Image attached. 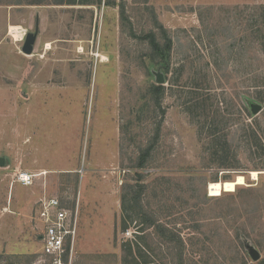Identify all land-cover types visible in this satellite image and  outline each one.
Returning a JSON list of instances; mask_svg holds the SVG:
<instances>
[{
	"label": "rangeland",
	"instance_id": "1",
	"mask_svg": "<svg viewBox=\"0 0 264 264\" xmlns=\"http://www.w3.org/2000/svg\"><path fill=\"white\" fill-rule=\"evenodd\" d=\"M28 1L49 4L0 6V255L9 258L0 264L19 256L55 264L44 253L41 217L53 197L75 231L65 239L68 264H121V244L137 230L121 232L123 196L137 173L148 186L145 206L184 239L187 264L264 260V0ZM37 19L28 56L22 47ZM160 25L173 41L167 72L131 36L156 31L162 41ZM160 74V139L148 167L134 169L139 144L161 119L152 103L139 122L142 95ZM129 121L130 134L121 132ZM214 123L228 135L233 167H219L209 150ZM22 172L35 175L33 185L18 182ZM218 182L222 193L212 196ZM151 233L155 260L177 264Z\"/></svg>",
	"mask_w": 264,
	"mask_h": 264
},
{
	"label": "trees",
	"instance_id": "2",
	"mask_svg": "<svg viewBox=\"0 0 264 264\" xmlns=\"http://www.w3.org/2000/svg\"><path fill=\"white\" fill-rule=\"evenodd\" d=\"M101 2L102 0H60V3H57V5H96L101 4ZM48 4H44L42 1H35L34 3L25 0H18L16 3L11 1H5L4 3L1 2L0 6ZM121 18L124 21L126 20L124 8L121 12ZM158 28L161 33L162 41H160L156 31H150L148 33H144L142 36H138L132 30L131 36L147 42L150 45L151 50L149 54L151 64L153 66H158V70L160 72L162 69H165L167 72L170 66L169 64L173 49V41L172 38L169 37L168 31L162 25H160ZM165 83L150 85V87L142 95L144 102L139 107V112L141 113L139 122H143V117L148 118L149 114L151 116L152 103L154 109H160L161 119L156 123V133L154 137L148 141V144L146 146L139 144L138 157L133 160L132 167L134 169L142 170L148 167V164L150 163V160L152 159L156 146L159 142L164 115L166 113L165 109L162 107V98L166 93ZM254 106L256 105L252 103L249 109L253 115H256L252 110ZM133 123V121H129L121 128V132L124 133L125 131L127 134H130V129ZM207 139L211 153L215 156L221 157L216 162L219 164L218 166L222 168L233 167V160L230 161V159H228L229 155L233 152L231 151L232 147L228 140L227 133L221 130L220 124L214 123L208 127ZM131 140L135 145H137L134 137ZM137 175V185H129L123 196L121 232H128V230L133 225H135L137 230L133 239H125L121 244V264H161L154 258L157 253L150 245L153 239L148 237L149 231H152L151 234L157 237L160 245H163L167 247V249L171 250L172 258L177 259V264H187L185 259L187 245L184 239L181 237L179 232L172 228L168 223H164L160 220L159 214L156 210L154 211L152 208L145 206L143 198L148 186L143 181V175L141 173H137ZM159 249L161 252V248ZM68 257L69 253L67 252L62 258V264H68ZM4 258L6 261L9 259L8 257L6 258L0 255V261L4 260ZM34 258V256H19L16 257V260L17 264H32ZM46 258L48 260L50 259V257ZM50 261L53 264V261ZM259 264H264V260H262Z\"/></svg>",
	"mask_w": 264,
	"mask_h": 264
},
{
	"label": "built area",
	"instance_id": "3",
	"mask_svg": "<svg viewBox=\"0 0 264 264\" xmlns=\"http://www.w3.org/2000/svg\"><path fill=\"white\" fill-rule=\"evenodd\" d=\"M35 175L28 172L18 174V182L24 186H31L34 183ZM44 209L41 217L46 223L44 234V253L47 257L53 258L55 264H62L63 256L68 252L65 246L66 236L75 235L68 224L67 210L62 207L58 197L44 199ZM65 247V248H64Z\"/></svg>",
	"mask_w": 264,
	"mask_h": 264
},
{
	"label": "water",
	"instance_id": "4",
	"mask_svg": "<svg viewBox=\"0 0 264 264\" xmlns=\"http://www.w3.org/2000/svg\"><path fill=\"white\" fill-rule=\"evenodd\" d=\"M38 35H39V24L37 23V27H36V30L34 32H31V33H28L26 35V38H25V41H24V44H23V47H22V52L25 54V55H32L34 53V50H35V45H36V41H37V38H38ZM165 78L163 77V75H158V78H157V83L158 84H164L165 83ZM261 107L259 105H256L252 108L253 110V113H258L260 111ZM4 165V160L3 159H0V166H3ZM259 174H262V173H259ZM246 249L248 250V252L251 254L252 258L255 260V261H258L260 259V254L258 252V250L250 245V244H247L246 245Z\"/></svg>",
	"mask_w": 264,
	"mask_h": 264
},
{
	"label": "bare ground",
	"instance_id": "5",
	"mask_svg": "<svg viewBox=\"0 0 264 264\" xmlns=\"http://www.w3.org/2000/svg\"><path fill=\"white\" fill-rule=\"evenodd\" d=\"M12 33L15 36L19 37L20 40H22L24 34H23L21 28L14 26L12 29ZM255 175H256V173H255ZM210 191H211L212 196H220L222 193V184L219 182L218 183H211L210 184Z\"/></svg>",
	"mask_w": 264,
	"mask_h": 264
},
{
	"label": "crops",
	"instance_id": "6",
	"mask_svg": "<svg viewBox=\"0 0 264 264\" xmlns=\"http://www.w3.org/2000/svg\"><path fill=\"white\" fill-rule=\"evenodd\" d=\"M26 1H28V0H26ZM19 6H22V5H19ZM25 6H32V5H25ZM37 23H38V19H37ZM24 34V33H23Z\"/></svg>",
	"mask_w": 264,
	"mask_h": 264
}]
</instances>
